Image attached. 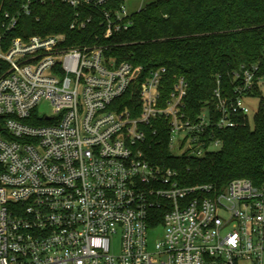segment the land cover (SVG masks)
<instances>
[{
    "label": "built area",
    "instance_id": "obj_1",
    "mask_svg": "<svg viewBox=\"0 0 264 264\" xmlns=\"http://www.w3.org/2000/svg\"><path fill=\"white\" fill-rule=\"evenodd\" d=\"M47 1L22 0L0 15V264H264V182L182 185L143 150L158 118L177 155L220 148L214 129L250 116L247 100L264 80L257 68L234 71L231 93L218 78L213 108L195 119L183 110L184 77L160 104L167 70L156 68L133 114L120 100L142 66L108 59L103 46L67 47L64 34H17L23 16ZM50 1L74 9L72 29L100 21L110 37L133 24L126 0ZM43 101L50 114L40 112Z\"/></svg>",
    "mask_w": 264,
    "mask_h": 264
},
{
    "label": "trees",
    "instance_id": "obj_2",
    "mask_svg": "<svg viewBox=\"0 0 264 264\" xmlns=\"http://www.w3.org/2000/svg\"><path fill=\"white\" fill-rule=\"evenodd\" d=\"M116 5L124 0H113ZM22 0H0V15L16 12ZM72 7L59 1L36 4L23 16L17 34H64L67 47L103 46L108 59L142 66L138 80L121 98L122 108L137 114L140 84L149 73L165 67L160 104L173 91L179 77L187 83L184 112L195 119L205 106H212L217 79L224 93L234 91L233 73L241 66L256 67L264 79V0H155L132 13V26L105 37L100 21L84 29H72ZM259 110L253 123L249 117L233 128L214 129L221 141L218 150L196 158L175 155L170 149L167 120L158 118L146 128L143 150L153 164L177 171L182 185L214 184L223 189L236 178L264 182V94L255 86ZM0 165V171H1ZM152 222L154 227L161 220Z\"/></svg>",
    "mask_w": 264,
    "mask_h": 264
},
{
    "label": "rangeland",
    "instance_id": "obj_3",
    "mask_svg": "<svg viewBox=\"0 0 264 264\" xmlns=\"http://www.w3.org/2000/svg\"><path fill=\"white\" fill-rule=\"evenodd\" d=\"M153 1L155 0H126L125 4L128 9V12L132 14V13L139 11L141 8L145 7L147 4ZM261 90H262V93L264 94V80H262ZM247 103L251 108L249 117H250L251 122L253 123L254 115L259 107V97L255 96L254 98L248 99ZM40 112L50 114L52 112L51 104L48 101H43L40 104ZM218 149L219 148L215 146L211 148V150H218ZM172 153L177 155L180 152L177 148H173ZM163 233H164V229L162 226H159L153 229L152 231H150L149 243L151 247H153L156 244V242L163 236Z\"/></svg>",
    "mask_w": 264,
    "mask_h": 264
}]
</instances>
